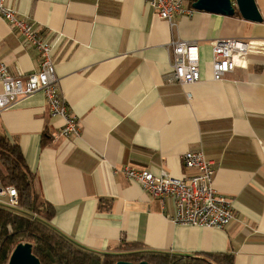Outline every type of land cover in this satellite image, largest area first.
I'll return each mask as SVG.
<instances>
[{
  "label": "crops",
  "instance_id": "1",
  "mask_svg": "<svg viewBox=\"0 0 264 264\" xmlns=\"http://www.w3.org/2000/svg\"><path fill=\"white\" fill-rule=\"evenodd\" d=\"M254 2L259 22L234 5L233 15L194 9L171 27L145 0H6L50 44L59 94L79 128L60 133L65 119L51 114L42 90L0 112V141L19 146L34 190L52 209L50 227L99 253L138 243L264 264V54L252 53L246 69L222 80L211 72L215 39L264 40V0ZM172 40L197 44L198 82L164 80ZM0 60L24 81L40 62L1 16ZM199 149L215 168V191L233 205L222 229L174 223L172 199L161 203L122 173L128 165L183 178L194 172L183 153Z\"/></svg>",
  "mask_w": 264,
  "mask_h": 264
},
{
  "label": "built area",
  "instance_id": "2",
  "mask_svg": "<svg viewBox=\"0 0 264 264\" xmlns=\"http://www.w3.org/2000/svg\"><path fill=\"white\" fill-rule=\"evenodd\" d=\"M156 14L167 20L171 27L180 15H191L194 9L185 5L186 0H145ZM0 16L6 19L12 29L21 36V44L34 49L39 57V67L24 80L11 74L0 60V112L9 107L18 97L42 90L47 98L52 115H60L65 125L62 135H78L77 122L69 117L66 105L58 91V78L51 55L50 44L37 34V29L19 17L6 0H0ZM168 48L171 55L170 71L164 75L168 83L191 84L201 78L199 70V49L195 42L172 40ZM252 53L264 54V40H243L220 38L212 41L211 72L214 81L222 80L226 74L237 68L246 69ZM182 164L193 170L190 175L176 178L165 170L153 173L147 169L124 166L122 173L130 181L161 203L170 198L174 204V223L224 228L233 219V205L230 199L219 195L213 185L215 168L204 152L189 150L182 155ZM0 205L15 208L18 193L13 186H5L0 180Z\"/></svg>",
  "mask_w": 264,
  "mask_h": 264
},
{
  "label": "trees",
  "instance_id": "3",
  "mask_svg": "<svg viewBox=\"0 0 264 264\" xmlns=\"http://www.w3.org/2000/svg\"><path fill=\"white\" fill-rule=\"evenodd\" d=\"M0 180L18 193L17 207L0 205V264H8L18 243L31 244L40 264H116L119 260L135 263L145 260L150 264H233L230 254L190 256L145 251L138 243L126 244L139 247L133 252L99 253L76 245L47 223L52 209L34 191L33 176L19 146L5 138L0 142Z\"/></svg>",
  "mask_w": 264,
  "mask_h": 264
},
{
  "label": "water",
  "instance_id": "4",
  "mask_svg": "<svg viewBox=\"0 0 264 264\" xmlns=\"http://www.w3.org/2000/svg\"><path fill=\"white\" fill-rule=\"evenodd\" d=\"M234 2V3H233ZM192 8L223 15H233L235 7L241 16L247 20L259 22L261 16L254 0H195ZM8 264H40L38 258L32 253L29 243H18L12 250ZM116 264H150L143 260L138 263L119 260Z\"/></svg>",
  "mask_w": 264,
  "mask_h": 264
},
{
  "label": "rangeland",
  "instance_id": "5",
  "mask_svg": "<svg viewBox=\"0 0 264 264\" xmlns=\"http://www.w3.org/2000/svg\"><path fill=\"white\" fill-rule=\"evenodd\" d=\"M1 142V141H0ZM35 191V190H34ZM35 193V192H34ZM40 200V199H39ZM35 216V215H34ZM134 246V247H132ZM139 247L135 245H124L120 247V251H125L124 253L133 252L134 250H137Z\"/></svg>",
  "mask_w": 264,
  "mask_h": 264
}]
</instances>
